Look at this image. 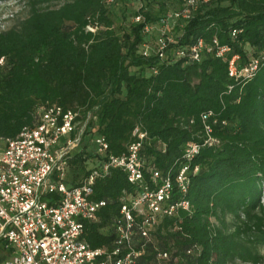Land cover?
Here are the masks:
<instances>
[{"label":"trees","instance_id":"trees-1","mask_svg":"<svg viewBox=\"0 0 264 264\" xmlns=\"http://www.w3.org/2000/svg\"><path fill=\"white\" fill-rule=\"evenodd\" d=\"M46 1L29 0L28 16L0 32V58H5L0 68V133L17 137L33 124L41 105L57 103L72 109L81 123L91 113L82 147L67 173V183L78 186L90 173L88 162L100 159L94 137L103 136L109 142L108 153L119 155L140 126L149 135L142 151L146 167L155 164L165 170L181 159L189 142L201 141L200 114L212 111L218 119L213 134L219 144L203 147L195 159L199 171L191 176L186 196L192 212L164 217L150 240L137 235V247L144 245L137 263L260 262L264 61L250 80L241 83L228 76V60L237 55L242 67L264 55V0H214L201 5L189 20L179 21L175 47L199 38L210 42L213 37L231 46L225 61L203 54L200 62H162L154 52L146 55L142 49L145 25L179 9L181 0H141L132 20L118 29L107 0H67L58 6L45 5ZM168 2L177 3L176 8H169ZM138 15L143 22L133 20ZM88 26L96 27V32ZM233 29L239 31L235 38L230 36ZM94 190V199L109 203L99 212L98 222H86L84 239L93 248L110 249L120 198L134 187L126 173L115 169L99 179ZM56 197L49 194L46 199L52 202ZM192 246L199 252L187 255Z\"/></svg>","mask_w":264,"mask_h":264},{"label":"built area","instance_id":"built-area-1","mask_svg":"<svg viewBox=\"0 0 264 264\" xmlns=\"http://www.w3.org/2000/svg\"><path fill=\"white\" fill-rule=\"evenodd\" d=\"M213 1L181 0L179 9L146 24L144 53L154 52L162 62H200L203 54L225 61L231 46L221 44L216 37L210 42L199 38L191 45L175 47V38L170 34L173 23L189 20L201 5ZM133 20L143 22L144 18L138 15ZM87 28L97 30L93 26ZM155 31L158 36L152 44L149 37ZM238 33L233 29L230 36L235 38ZM262 60L264 55L239 67L238 56L233 55L228 60V76L235 82L249 80ZM4 65L2 57L0 68ZM78 116V112L57 103L41 105L34 113L33 124L25 126L17 137L6 138L0 133V264H138L144 245L137 247V235L150 240L164 217L192 212L186 196L191 176L199 171L195 159L203 147L219 144L213 134L218 119L212 111L200 114L201 141L189 142L181 159L165 170L155 164L146 167L142 151L149 135L140 126L133 131V141L119 155L108 153L109 142L103 136L94 137L92 143L100 157L98 165L78 186H70V160L82 147L92 114L83 123ZM115 169L127 174L134 192L124 191L120 198V212L113 222L116 238L112 248H93L84 239L86 222H98L99 212L109 203L94 199V187ZM49 194L57 197L50 202L46 199ZM199 250L192 246L186 254ZM162 257L167 258L168 254L163 253Z\"/></svg>","mask_w":264,"mask_h":264},{"label":"rangeland","instance_id":"rangeland-1","mask_svg":"<svg viewBox=\"0 0 264 264\" xmlns=\"http://www.w3.org/2000/svg\"><path fill=\"white\" fill-rule=\"evenodd\" d=\"M28 1L29 0H6V1L0 2V32L7 31L8 29L12 28L16 24H18L21 20H23L24 18L28 16L29 11H30ZM65 1L67 0H47L45 2V5L58 6L64 3ZM107 1H108L107 5L109 8L110 14L115 20V25L117 29L120 27L121 24H125L127 21H131L133 13L136 10L140 9L141 6L143 5V2L141 0H114L113 2L109 0ZM167 5L169 8L174 9L176 8L177 3L168 2ZM156 9H158V7ZM125 13L128 16L127 19H125L124 17ZM170 34L174 38L177 35L176 25L174 23H173V27L171 29ZM157 36H158V32L155 31L151 35V38L149 37V40L151 41L152 44L154 43V40L157 38ZM246 49L248 50V52H251L249 47L246 46ZM150 51H152V49H150ZM263 61L264 60H262V62ZM246 81H242L241 83H244ZM224 124L225 123L221 122V125H224ZM88 150L90 152H94V147L90 146ZM96 165H98L97 161L90 160L88 162L89 168H92L93 166H96ZM262 192H263V195L260 197V203L264 207V186L262 187ZM226 219L229 222L230 216L227 215ZM210 221L215 225L217 224V221L213 217L210 218ZM259 252L263 256V259L258 263L243 262L240 260H236L232 264H264V248H261Z\"/></svg>","mask_w":264,"mask_h":264}]
</instances>
